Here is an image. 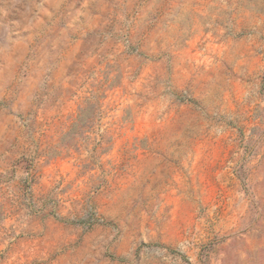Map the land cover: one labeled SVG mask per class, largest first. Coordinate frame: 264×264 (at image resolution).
<instances>
[{
  "label": "rangeland",
  "instance_id": "rangeland-1",
  "mask_svg": "<svg viewBox=\"0 0 264 264\" xmlns=\"http://www.w3.org/2000/svg\"><path fill=\"white\" fill-rule=\"evenodd\" d=\"M0 264H264V0H0Z\"/></svg>",
  "mask_w": 264,
  "mask_h": 264
}]
</instances>
